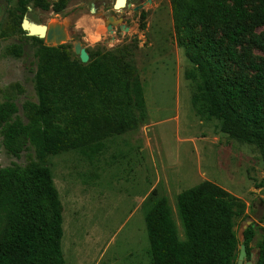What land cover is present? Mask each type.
Segmentation results:
<instances>
[{"label":"rangeland","instance_id":"obj_1","mask_svg":"<svg viewBox=\"0 0 264 264\" xmlns=\"http://www.w3.org/2000/svg\"><path fill=\"white\" fill-rule=\"evenodd\" d=\"M19 1L0 4V101L13 99L21 116L26 101L38 100L34 77L39 43L22 30L25 15L36 23L60 24L67 33L62 44L72 59L81 60L77 45L87 49L89 61L113 54L122 65L134 68L144 89L143 110L128 104L119 120H103L106 147L92 157L71 150L42 160L33 148L13 157L2 145L0 127V168L36 162L53 173L63 206L66 264H151L145 223L150 203L168 196L184 238L177 195L204 181L219 184L245 202V217L235 219L234 229L242 242L247 221L255 224L258 232L249 252L256 260L259 227L264 226L263 155L257 144L223 132L220 120L194 106L196 83L186 76L194 63L187 40L176 32L171 0H127L132 5L121 9L114 8L116 0H69L61 11L53 8L56 0H44L48 8L32 2L25 15L17 10ZM139 5L143 7L135 10ZM247 7L253 11L252 3ZM112 15L123 17L129 30L117 23L109 32L106 20ZM196 31L206 32L201 25ZM211 31L216 38L224 34L220 25H212ZM259 34L264 35V24L253 22L236 47L258 62L264 48L256 46L252 36ZM97 35L100 39L93 42ZM226 62L228 75L243 72L253 82L255 71L248 62Z\"/></svg>","mask_w":264,"mask_h":264},{"label":"trees","instance_id":"obj_2","mask_svg":"<svg viewBox=\"0 0 264 264\" xmlns=\"http://www.w3.org/2000/svg\"><path fill=\"white\" fill-rule=\"evenodd\" d=\"M68 1L56 0L53 8L61 11ZM32 2L49 7L44 0H20L21 15ZM171 4L176 32L187 40L194 63L186 72L197 87L194 106L220 120L223 132L257 144L264 159V58L258 62L236 48L253 22L264 24V0H232V4L171 0ZM199 25L206 31L202 35L196 31ZM212 25H220L223 36L216 38ZM34 39L39 43L34 77L38 100L26 101L24 116L13 99L0 101L5 151L18 158L33 148L42 160L71 150L91 157L101 153L107 137L103 120H119L128 104L145 108L139 76L113 54L83 63L71 58L66 44L48 46ZM252 41L264 48L263 34L253 35ZM226 58L248 62L255 71L253 82L243 72L228 75ZM176 210L184 238L168 196L154 199L145 213L151 264H237L242 243L250 254L257 227L250 225L240 242L235 219L245 217L246 204L219 184L204 181L180 192ZM63 223V206L48 166L32 162L0 168V264H66ZM259 229L256 264H264V226Z\"/></svg>","mask_w":264,"mask_h":264},{"label":"water","instance_id":"obj_3","mask_svg":"<svg viewBox=\"0 0 264 264\" xmlns=\"http://www.w3.org/2000/svg\"><path fill=\"white\" fill-rule=\"evenodd\" d=\"M131 5L132 4L129 3L127 0H116L114 4V8L121 9L126 6L130 7ZM142 7L143 5H139V6H135L134 9L138 10ZM123 21H124L123 17L116 19L114 15L110 16L106 20L108 31L113 33L114 24H117V23L120 24L121 29L128 31L129 27H127ZM21 27L24 31L27 32L29 36H35L41 39H45L49 44L60 45L67 38V33L65 32V29L60 24H56V25L51 24L50 26H48L47 24L36 23L30 20L27 17V15L24 16L22 23H21ZM75 49H76V52L79 53V57L82 62L84 63L89 62L90 55L85 47H82L81 45H77ZM250 224H252V221L251 220L247 221L246 228H248ZM248 257L249 255H248L246 245L242 243L240 245V251H239V255L237 259V264H256L257 259L256 260L253 259V254H252L251 259H248Z\"/></svg>","mask_w":264,"mask_h":264},{"label":"clouds","instance_id":"obj_4","mask_svg":"<svg viewBox=\"0 0 264 264\" xmlns=\"http://www.w3.org/2000/svg\"><path fill=\"white\" fill-rule=\"evenodd\" d=\"M100 39V36H95V37H93V42H95V41H97V40H99Z\"/></svg>","mask_w":264,"mask_h":264},{"label":"flooded vegetation","instance_id":"obj_5","mask_svg":"<svg viewBox=\"0 0 264 264\" xmlns=\"http://www.w3.org/2000/svg\"><path fill=\"white\" fill-rule=\"evenodd\" d=\"M120 28H121V27H120ZM252 254H253V253H250V254H249L248 259H251V258H252Z\"/></svg>","mask_w":264,"mask_h":264}]
</instances>
